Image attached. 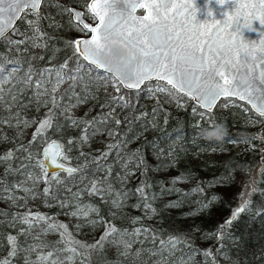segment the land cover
Masks as SVG:
<instances>
[{"label":"snow or ice","instance_id":"1","mask_svg":"<svg viewBox=\"0 0 264 264\" xmlns=\"http://www.w3.org/2000/svg\"><path fill=\"white\" fill-rule=\"evenodd\" d=\"M211 2V0H209ZM215 3L221 7L232 4L234 6L231 13H223L224 19L197 20L196 0H90L84 7L87 9L89 19L94 24L85 22V12L74 11L66 8L77 22L75 27L83 33L81 38H76L70 42L75 56L74 67L69 68L68 61L65 60L58 69H46L41 76L55 75V83L51 91L45 90L38 92L39 96H48L44 105L51 104L52 109L60 108L58 98L55 93L59 86L65 82H71L70 88L77 82L85 83V75H91L92 79L103 81L105 87L111 85L116 93L122 89L144 91L147 89L155 97L156 93L165 94L170 100L175 99L177 105L191 102L192 114L194 117L193 138L197 143L204 139V133L212 130L218 124L214 109L219 107H230L236 105L237 101L243 102L241 105L245 112H251L259 117L258 121L253 116L248 117L250 123L264 124V32L260 33L258 41H248L244 38V30L249 32L256 31L253 28L254 22L264 27V0H215ZM45 0H0V44H6L9 51H16L23 54L28 51L22 46L29 44L32 48H45L47 43L45 37L47 33L40 27L41 19L45 17L41 13V8ZM143 9L144 12L137 15V10ZM209 17L213 16L211 10L208 11ZM33 17L29 19V17ZM23 20L28 28L21 31L17 26V21ZM31 35H28V32ZM11 34V35H9ZM113 38L117 43L129 49L130 53L140 57V63L135 68L127 69L122 73H113L102 69L93 59L96 49L102 46L103 42ZM83 61V63H81ZM21 71L19 61H5L0 58V107L6 108L10 115L7 118H0V128L3 125L19 129L30 127L36 121H28L20 117V113H11V108L17 100V96L12 93V89H5L4 85L12 83L14 80L26 86L33 85V70L31 65L24 72L22 77L17 74ZM94 74V75H92ZM154 83V86L152 85ZM34 87L39 90L42 88L40 81H36ZM15 88V84H13ZM6 95H11V102H6ZM78 103L81 102L77 98ZM113 104H120L125 101L123 95H113L109 98ZM223 101L221 104L220 102ZM103 107V105H102ZM65 113L70 112V108L63 109ZM115 109L112 108L108 113L92 120H81L75 116L66 118L73 127H81V135L78 138L81 146L88 144L92 136L101 133L100 124H107L114 120L119 126L122 121L114 116ZM155 111V110H154ZM136 117L137 120L143 118ZM54 113L49 111L45 118L38 122L28 147L23 145L16 149H9L0 155V163L11 161L17 151L27 153L25 157L32 168L38 172L29 171L25 181L18 182L11 188L4 189L11 201L24 199L25 203L28 197L35 199L43 196L45 201L52 198L53 183L56 185L64 184L61 174L72 177L78 172H82L87 167L85 164L73 167L71 157L68 153L71 147L65 148V145L57 140L44 139L42 152L35 155L30 148L38 142V139L45 138L47 129L53 127ZM15 121V124H13ZM226 125V124H225ZM243 126V125H242ZM227 127V126H226ZM115 130H109L108 135L114 137ZM252 136L243 141L227 136L223 141L226 144L247 143L250 147H255L250 140L257 139ZM0 132V142L7 140ZM76 138H69L67 144L71 146ZM126 143V142H125ZM201 147L208 151H220L222 144L208 142ZM120 149V142L107 145V151L100 156L94 157L91 163L97 165L100 170V161L106 160L111 154L112 149ZM227 151V149H223ZM139 149L127 153L123 158L121 165L124 172V179L128 175H135V170H142V175H146L147 169L143 167L145 161L139 156ZM81 156L85 153L81 152ZM62 161V162H61ZM134 165V168H129ZM28 167V165H22ZM106 176L90 181L84 190H78L73 193V200L65 199L59 202L60 207H68L74 203V210L69 211L70 217H80L86 224L95 227L103 224L104 233L95 242L89 244L76 240L68 230V225L57 222L53 217L46 216L40 212H33L29 209L23 213H15L11 217L10 224L16 223L27 225L22 228L18 235H32L36 226H40V233L33 236V240L39 241L23 249L26 253L35 252L36 258L32 260L26 257L25 264H75L76 257H83L80 264H89L91 255L95 251H102L106 244H114L118 248L123 247L124 251L120 253L127 257L131 253L133 244L143 241L139 237L148 239L151 235L153 244L157 240L159 244L156 248L149 251L150 256H156L157 259L152 264H169L170 258L179 251V245L189 246L187 239H181L179 236L169 235L167 239L159 237L152 229L147 227H135L131 231L120 229L113 223H104L99 218V209L88 204L82 205L79 200L86 191L88 195H105L113 197L110 203L114 207H121V201L126 198L127 193H121L113 188L109 181L112 169H105ZM259 173L264 175V164L259 168ZM178 179V178H177ZM31 181V187L27 186ZM44 183L43 192H37L35 189L39 183ZM175 182V181H174ZM258 181L253 178L241 193L240 204L232 210V214L223 223H221L213 235L218 242H222L225 232L230 228L233 222L240 214L252 211L251 197L259 194L264 197V189L257 188ZM151 187L147 183L139 185L135 191L144 201L143 208L149 214V218L156 214L157 210L148 202L145 189ZM20 190L25 193L24 197L14 195V190ZM202 189H193L197 191ZM71 191V189H68ZM215 199V197H213ZM177 205H166V207H175ZM206 204L204 207H207ZM136 207H139L137 205ZM95 213L97 219H88L89 213ZM256 215L264 214V205L255 209ZM4 215V213H0ZM140 217H133L132 222L138 224ZM43 222V225H41ZM82 225L77 224L79 229ZM48 233H57L60 236L57 244L64 245L63 248L53 247L51 243L40 239L41 235ZM8 244L11 249L8 257L0 259V264H11V257L17 255L21 250L17 243V236L7 235ZM44 249H50L44 252ZM144 249H137L132 254L139 259ZM61 253H68L61 258ZM167 253V255H165ZM202 255L205 258V264L211 259L212 264H218L215 251L213 249L203 250ZM193 257L189 255L187 259L183 257L173 261L172 264H192ZM146 264V262H145Z\"/></svg>","mask_w":264,"mask_h":264},{"label":"trees","instance_id":"2","mask_svg":"<svg viewBox=\"0 0 264 264\" xmlns=\"http://www.w3.org/2000/svg\"><path fill=\"white\" fill-rule=\"evenodd\" d=\"M77 4V0H45L41 9L43 12L67 16L68 12L65 9ZM85 13L88 18L87 11ZM63 22L58 26L59 28L47 30L45 37L47 47L45 48H32L29 44H25L22 47L27 48L28 51L19 54L16 51H9L6 44H0V58L5 61L20 62L21 71L17 74L18 76L22 77L30 65L33 70V85L26 86L16 80L4 85L6 90L12 89V93L17 96L11 113L19 112L22 119L37 122L32 123L30 127L21 126L19 129L3 125L0 132L8 139L0 142V155L20 145L28 147L38 122L51 110L54 113L53 127L47 129L45 138L38 139V142L31 146L30 151L34 155L42 152L44 139H57L65 145L66 149L71 147L72 150L68 155L72 158V166L76 167L85 162L88 164L82 172L72 177L61 174L64 184L53 183L52 198L47 202L41 195L35 199L28 197L25 203L24 199L9 200L4 189L25 181L29 171L38 172L31 166L34 161L29 162L25 159L26 152L17 151L11 161L0 163V213H4L0 215V259L7 258L11 249L7 235H14L17 236V243L21 250L16 256L11 257V264H25L26 257L35 260V252L26 253L23 249L39 242L32 237L40 233V226H36L32 235L26 236L18 235V233L27 225L16 223L13 227L10 224L13 214L23 213L29 209L53 217L59 223L67 224L69 232L76 240L89 244L98 240L104 233L103 224L93 227L86 224L83 218L70 217L68 212L74 210L75 202L63 208L59 206V202L65 199L73 200V193L84 190L93 179L104 178L107 174L105 169L110 166L112 172L108 182L115 190L127 193L126 198L121 201L122 206L114 207L110 203L113 197L105 195L102 198L100 195H88L86 191H83L79 200L82 205L91 204L98 208L99 218L104 223H113L118 228L129 231L143 226L152 229L159 237L165 239L169 235L187 239L190 247L184 244L179 245L180 250L175 251L169 264L180 257L187 259L189 255L193 257L192 264H205L202 252L206 249L215 251L218 264H264V214H255V209L264 205V197L261 195L256 194L251 197L252 211L239 215L225 232L222 242H218L213 235L218 226L229 218L232 210L240 204L241 193L245 190V187L240 184L225 182L230 174L237 173L239 177L245 176L246 183L255 178L258 181L257 188L264 189V175L259 173L260 166L264 164V148L262 149L264 143L263 146L255 145L254 148H247L244 145L238 151L223 155L193 156L194 152L203 148L201 146L208 141L201 140L197 143L193 138L194 117L191 102H182L178 106L175 99L170 100L165 94L160 93H156L154 97L147 89L139 92L122 89L120 93H116L111 85L105 87L103 81L94 80L91 75H85V83L77 82L74 87L70 88L71 82H65L59 86L55 95L60 108L52 109L51 104L45 106L44 101L49 97H38L37 93L45 90L50 92L55 83V75L41 76V73L50 68L58 69L65 60L68 61L69 68H72L76 59L70 42L80 35V31L69 18H64ZM17 26L21 31L28 28L23 20L17 21ZM36 81L42 84L39 90L34 87ZM154 83L152 82V85ZM113 95H123L125 101L113 104L109 101ZM77 98H80L81 102L78 103ZM5 101L11 102V95H6ZM220 103L222 104L223 101ZM241 105L243 102L237 101L234 106L227 108L218 106L214 109L217 121L226 124L228 136L239 140H241V133L245 135V139L255 135L253 131L242 126V123L246 117L256 116L251 112H245ZM65 108H70L71 111L65 113L63 111ZM112 108L115 109L114 116L118 117L122 123L117 126L114 120H110L107 124H100L101 133L92 136L88 144L81 146L78 138L81 135L82 125L73 127L66 117L71 115L82 121L92 120L108 113ZM142 114H144L143 118L137 120L136 117ZM9 115L6 108L0 107V118H7ZM109 130H115L114 137L108 135ZM69 138H76L71 146L67 144ZM116 142H120L121 148L112 149L107 159L100 161V170H97V165L91 163V160L107 151L108 144ZM217 144L225 145L226 143ZM136 149L140 150L139 156L145 161L143 167L147 169L146 175H142V170L137 169L135 175H128L124 179L121 158ZM81 152L85 155L81 156ZM22 165H28V167H22ZM129 168H134V165H129ZM144 183L151 186L145 189V193L148 202L157 210L156 214L150 218L143 208L144 201L135 191ZM27 186L31 187V181H28ZM44 187L45 184L41 182L35 191L42 193ZM193 189H202V191H193ZM14 195L24 197L25 193L17 189L14 190ZM206 204L208 206L204 207ZM137 205L139 207H136ZM166 205L177 206L166 207ZM133 217H140V222L134 224ZM88 219H97L96 214L90 212ZM77 224L82 226L77 229ZM40 239L51 243L53 247H64L56 243L60 239L57 233L41 235ZM139 240L143 243L137 242L131 248L132 254L137 249L145 250L139 259L132 254L127 257L120 255L124 251L122 246L118 248L114 244H106L102 251L92 253L89 264H145V262L152 264V261L158 257L150 256L149 251L156 248L159 241L153 244L151 235L148 239L141 236ZM49 250L44 249V252ZM67 255L68 253H61L60 257ZM83 259V257H76L75 264H80ZM207 264H212L211 259Z\"/></svg>","mask_w":264,"mask_h":264},{"label":"clouds","instance_id":"3","mask_svg":"<svg viewBox=\"0 0 264 264\" xmlns=\"http://www.w3.org/2000/svg\"><path fill=\"white\" fill-rule=\"evenodd\" d=\"M96 64L102 69L113 73H122L130 68H135L140 63V57L130 53L129 49L117 43L113 38L103 42L93 55ZM241 135V141L245 135ZM228 136V129L225 124L216 125L212 130L204 133V139L208 142L223 143Z\"/></svg>","mask_w":264,"mask_h":264},{"label":"rangeland","instance_id":"4","mask_svg":"<svg viewBox=\"0 0 264 264\" xmlns=\"http://www.w3.org/2000/svg\"><path fill=\"white\" fill-rule=\"evenodd\" d=\"M87 1L86 0H77L78 4L76 6L79 7V8H81V9H83V11L85 12V11H87V9H86V7H84V5H85V3ZM41 13H42V15L45 18L44 19H41V21H40V27H41V30L43 32H45V33L48 32L47 31L48 29H53V28H56V27L59 28L58 26H60V25H62L64 23L63 22V19L64 18H66V19L69 18V20L72 21L71 15L69 13H68L67 16H63L61 14H56V13H51V12H43L42 9H41ZM32 18L33 17H31V16L29 17V19H32ZM85 18L87 20H89L91 23L94 22L91 19H89V17L87 18V16H85ZM22 31H25V30H22ZM28 35H31V32L30 31L28 32ZM79 36H83V33L80 32V35ZM45 40H46V38H45ZM248 117H246L245 119H243L242 125L247 130L253 131V133L255 134L253 136L258 137L257 139L250 140V143L252 145H257V146L261 145V146H263L264 145L263 144L264 143V127H263V124L262 123H250L248 121ZM253 119L256 120V121L259 120V118H257V117H253ZM244 145L247 148H252L247 143L225 144V145H222V149L220 151H208L205 148L197 149L194 152V155L193 156H201V155L214 156V155L228 154V153L233 152V151H238L239 149L243 148ZM263 148H264V146L262 147V149ZM223 149H227V151H224ZM244 178H245V176L244 177H239L237 173L230 174L229 177H228V179L225 182L226 183H230L231 182L233 184H240L243 187H245L248 183H246V181L244 180Z\"/></svg>","mask_w":264,"mask_h":264},{"label":"water","instance_id":"5","mask_svg":"<svg viewBox=\"0 0 264 264\" xmlns=\"http://www.w3.org/2000/svg\"><path fill=\"white\" fill-rule=\"evenodd\" d=\"M88 2H90V0H88ZM196 6L199 9V11L197 12V20L200 21V22H203L205 20H211L213 18L222 21L224 19L223 13H225V12L231 13L233 11V8H234V6L232 4H230V3L225 5V6H223V7H221V6H219V5H217L215 3V0H211V2H209V0H196ZM68 8H71L74 11H82V12H84L83 9H81V8H79L77 6H69ZM209 10H211L213 12V16L212 17H209L207 15ZM143 12H144L143 9H138L136 14L140 15ZM71 19H72V21L75 24L77 23L72 15H71ZM84 20H85V22L90 23V24H94L95 23V22L91 23L85 17H84ZM253 28L256 29V31L249 32L247 30H244V33H243L244 38L246 40H248V41H254V40L258 41L259 38H260V33L264 32V27H262L259 24V22H254L253 23ZM81 37L82 36H77L74 39L81 38ZM51 140H57V139H51ZM57 141H59V140H57ZM43 146H42V150H43Z\"/></svg>","mask_w":264,"mask_h":264}]
</instances>
